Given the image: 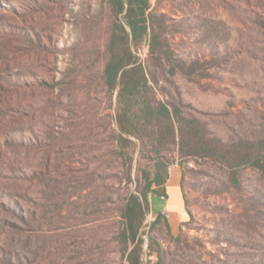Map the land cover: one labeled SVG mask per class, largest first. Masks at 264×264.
<instances>
[{
    "label": "rangeland",
    "instance_id": "1",
    "mask_svg": "<svg viewBox=\"0 0 264 264\" xmlns=\"http://www.w3.org/2000/svg\"><path fill=\"white\" fill-rule=\"evenodd\" d=\"M148 1L153 47L124 28L148 98L198 124L180 145L118 141L109 0H0V264H128L121 212L160 157L177 182L152 199L142 263L157 264L153 237L160 264H264V174L241 166L235 182L213 159L262 150L264 0Z\"/></svg>",
    "mask_w": 264,
    "mask_h": 264
},
{
    "label": "trees",
    "instance_id": "2",
    "mask_svg": "<svg viewBox=\"0 0 264 264\" xmlns=\"http://www.w3.org/2000/svg\"><path fill=\"white\" fill-rule=\"evenodd\" d=\"M116 15L122 14L124 25H118L112 30L108 43V59L103 70V78L109 90H117L118 111V141L129 140L135 137L142 140L144 133L154 139H165L171 143L181 144L184 135L183 123L198 128L196 121H186L180 115L178 109H171L168 104L160 101H152L147 96L150 88L146 71L138 62L128 44L129 30L132 43L137 45L144 38L149 37L150 45L156 43L157 35L152 32L149 21L152 15L148 11V0H109ZM178 139V140H177ZM259 144L262 147L260 153L247 152L230 159L226 151L220 150L213 159L225 164L232 170V177L236 182L237 169L241 166H250L264 174V140ZM171 161L165 157L154 160L151 171L144 172V183H139L137 193L127 198L121 212L123 228L119 238L125 245L126 260L128 264H143L141 261L142 240L139 231L142 228L146 214L151 210L153 197L167 200L166 183L168 180V168ZM164 218L168 230L165 209L156 213L154 223ZM148 248L150 252L158 256L157 264H160L161 246L150 237Z\"/></svg>",
    "mask_w": 264,
    "mask_h": 264
},
{
    "label": "crops",
    "instance_id": "3",
    "mask_svg": "<svg viewBox=\"0 0 264 264\" xmlns=\"http://www.w3.org/2000/svg\"><path fill=\"white\" fill-rule=\"evenodd\" d=\"M170 176H171V170H170V174H169V177H168L167 183H168V181H169V179H170ZM167 183H166V191H167ZM179 192H180V191H179ZM177 194H178V193H177ZM168 199H170V197H168L167 200H168ZM178 202H179L181 205H183V204H182V199H181V197H180V194H179ZM167 209H168V211H167L166 209H165V210L168 212V214H170V219L172 218V215H173V214H174V216H176V215H181V214H182V213L179 212L178 210H175V211L171 214L170 211H171L172 209H170V210H169V208H167ZM161 210H162V209H161ZM156 213H157V212H156ZM172 219H173V218H172ZM173 220H174V219H173ZM172 225H173V223H172Z\"/></svg>",
    "mask_w": 264,
    "mask_h": 264
},
{
    "label": "bare ground",
    "instance_id": "4",
    "mask_svg": "<svg viewBox=\"0 0 264 264\" xmlns=\"http://www.w3.org/2000/svg\"><path fill=\"white\" fill-rule=\"evenodd\" d=\"M176 182H177V174H176L175 171H172L171 172L170 182H169L170 189H174L175 188Z\"/></svg>",
    "mask_w": 264,
    "mask_h": 264
}]
</instances>
